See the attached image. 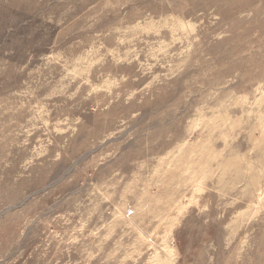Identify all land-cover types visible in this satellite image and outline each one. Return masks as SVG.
<instances>
[{"label":"rangeland","instance_id":"1","mask_svg":"<svg viewBox=\"0 0 264 264\" xmlns=\"http://www.w3.org/2000/svg\"><path fill=\"white\" fill-rule=\"evenodd\" d=\"M0 264H264V0H0Z\"/></svg>","mask_w":264,"mask_h":264}]
</instances>
